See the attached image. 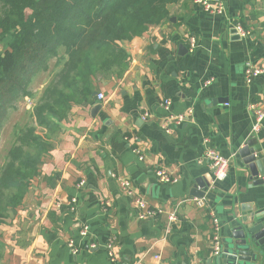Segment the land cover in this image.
<instances>
[{"label":"crops","instance_id":"1","mask_svg":"<svg viewBox=\"0 0 264 264\" xmlns=\"http://www.w3.org/2000/svg\"><path fill=\"white\" fill-rule=\"evenodd\" d=\"M209 1L222 13L181 0L168 6L167 20L120 42L128 68L96 81L93 103L73 104L48 138L21 204L1 226L0 264H222L210 212L222 249L237 225L250 226L254 216L264 223V184H254L238 155L255 138L254 154L264 160V130L252 133L250 110L264 107V0ZM8 41L0 34V53ZM247 65L261 70L250 81ZM165 101L168 112L192 110L189 121L169 123V133L160 127ZM203 138L229 158L223 180L213 181L200 161ZM157 168L176 181L159 182ZM201 179L208 187L198 207L191 192ZM136 198L161 212L141 217ZM169 214L176 220L165 233Z\"/></svg>","mask_w":264,"mask_h":264},{"label":"trees","instance_id":"2","mask_svg":"<svg viewBox=\"0 0 264 264\" xmlns=\"http://www.w3.org/2000/svg\"><path fill=\"white\" fill-rule=\"evenodd\" d=\"M179 1L0 0V34L9 36L0 53V134L18 101L33 95V78L47 77L31 121L15 127L0 165V229L21 204L48 138L71 106L93 103L95 82L120 78L128 68L120 42L167 20L168 6Z\"/></svg>","mask_w":264,"mask_h":264},{"label":"built area","instance_id":"3","mask_svg":"<svg viewBox=\"0 0 264 264\" xmlns=\"http://www.w3.org/2000/svg\"><path fill=\"white\" fill-rule=\"evenodd\" d=\"M195 3L202 6V8L205 11L213 12V13H222L223 6L222 4H212L209 0H194ZM242 34H245L244 31H242ZM195 47V40L193 37H190L189 39V51H192ZM261 72L260 69L252 68L251 66L247 65L245 67V77L247 81H250L251 78L256 77ZM210 80H207L206 83H208ZM98 100H103L104 95L102 93L97 94ZM263 105V104H262ZM262 105H250V110L253 114L254 118V124L252 127V133L257 134L264 130L263 125V119H264V107ZM164 109L166 110L167 114L163 117L162 121L160 122V127L166 132L169 133L171 131V128L169 126V123L174 124H181L183 122H187L190 120L192 116V110L189 109L186 112L183 113H171L169 111L170 102L165 101L163 103ZM148 113L143 114V118L148 117ZM140 159H142V156H139ZM200 161H206L207 165L209 166L213 181H220L223 180L227 176L228 172V166H229V158L226 156H223L218 151H216L213 147L210 146L209 140L207 138H203V152L201 154ZM156 178L159 182L163 183H173L176 181V179L170 178L169 174L162 168H157L155 170ZM83 182H80L79 185H82ZM124 185L126 188H128L129 182H124ZM129 191V190H128ZM130 193V191H129ZM195 202V204L198 207L204 206V199L201 197H195L192 198ZM136 204L138 208L140 209L141 213L140 216H155L159 212H161L159 209L154 210L150 208L147 204V202L143 198H136ZM212 218V227H213V237H212V248L215 254H220L222 251L221 248V237L219 234V221L215 214L213 212H210ZM168 219V225L166 226L165 233L169 232L170 224L176 220V216L174 214H169L167 216ZM79 233L81 236H86L88 234V226L84 225L80 230ZM112 240H109L106 243V248L108 249V256L111 260L114 259L113 256V250H112ZM69 246L71 248L72 253H76L78 251V248H75L73 246V242H69ZM94 246V245H92ZM156 260L160 259L159 255H155L154 257ZM138 264V263H133Z\"/></svg>","mask_w":264,"mask_h":264},{"label":"water","instance_id":"4","mask_svg":"<svg viewBox=\"0 0 264 264\" xmlns=\"http://www.w3.org/2000/svg\"><path fill=\"white\" fill-rule=\"evenodd\" d=\"M96 94V93H95ZM99 104L94 106L95 111ZM256 144L255 138H250L238 155L242 157L244 164L249 168L254 184H264V160L257 158L254 154ZM208 187L205 180H196L192 194L202 197L203 191ZM247 217L242 222H247ZM250 226L239 224L232 229L230 237L223 239L224 248L219 257L222 264H264V223L258 216L252 217Z\"/></svg>","mask_w":264,"mask_h":264},{"label":"rangeland","instance_id":"5","mask_svg":"<svg viewBox=\"0 0 264 264\" xmlns=\"http://www.w3.org/2000/svg\"><path fill=\"white\" fill-rule=\"evenodd\" d=\"M52 64L53 61L51 62V66ZM57 68H59V65L54 68V70ZM45 75L46 73L41 72L33 78L29 87L33 95L24 96L18 101L15 109L10 112L0 134V165L5 162L7 151L15 140V127H21V125L25 122L29 123V121H31V119L29 120V113L41 94L43 83L47 81V77Z\"/></svg>","mask_w":264,"mask_h":264}]
</instances>
